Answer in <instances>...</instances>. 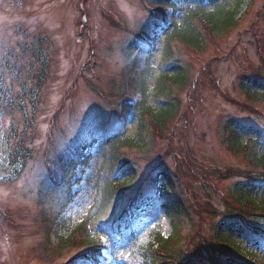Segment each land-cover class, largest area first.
<instances>
[{
    "label": "rangeland",
    "instance_id": "obj_1",
    "mask_svg": "<svg viewBox=\"0 0 264 264\" xmlns=\"http://www.w3.org/2000/svg\"><path fill=\"white\" fill-rule=\"evenodd\" d=\"M154 1L0 0V264H69L89 253L82 247L66 251L53 240L46 245L44 210L58 216L66 194L62 185L64 190L44 184L46 165L66 158L81 144L84 124L97 114L107 115V129L115 127L113 111L123 98L118 90L135 54L130 43L155 18L148 6ZM250 2L242 8L235 30L218 37L208 33L204 52L180 46L178 58L188 68L189 79L176 91L181 112L163 134L154 130L156 139L144 154L129 153L139 163L142 180L154 179L159 168L174 170L189 201L205 212L201 219L194 215L193 231L191 225L185 227L186 244L197 234L214 236L213 226L221 218L212 214L231 202L229 192L240 180L237 174L254 171L249 152L228 149L226 124L234 121L264 134V99L254 103L239 87L244 77L264 83V48L258 43L264 19L259 27L255 22L264 0H254L246 12ZM158 47L162 52L163 43ZM160 62L161 53L154 65ZM160 71L157 68L155 76ZM34 95L39 99L36 108ZM130 128L133 135L136 125ZM95 158L96 168L101 158ZM77 174L70 185L73 203L58 219L73 223L71 229L86 219L96 196L87 173ZM144 187L145 194L153 190ZM130 220L135 235L120 245L113 264H143L141 248L152 242L155 232L166 238L173 231L156 209L135 210Z\"/></svg>",
    "mask_w": 264,
    "mask_h": 264
},
{
    "label": "trees",
    "instance_id": "obj_2",
    "mask_svg": "<svg viewBox=\"0 0 264 264\" xmlns=\"http://www.w3.org/2000/svg\"><path fill=\"white\" fill-rule=\"evenodd\" d=\"M246 2L247 0H155L151 4L156 17L143 25L137 39L130 43L131 54L135 53L134 64L129 68L128 78H125L118 90L123 98L113 111L115 127L107 129V115L102 112L97 114L88 124H84V141L66 154V158L63 155L57 162L54 160L46 165L44 184L51 189L61 188L59 186L62 185L66 191L58 216L52 217V214L44 210L42 223L48 238L47 246L49 240H53L57 241L58 248L66 251L81 247L89 249V253L85 254L92 255L94 264H101V247L111 246L116 251L119 245H126L133 237L128 223L130 209L144 208L163 211L173 231L166 238L160 232H155L152 242L141 248L143 264H196L198 261L218 259H227L229 264H264L263 133L245 125L240 126L234 121L226 124L227 135L224 141L228 149L236 154L249 152L254 171L237 174L240 180L235 182L229 192L231 202L225 201L224 210H216L212 214L221 218L213 226L214 236L204 238L197 234L196 239L189 244H186L187 235L184 230L188 225L193 227L195 214L200 219L203 218L205 212L197 208L201 206L192 205L184 193L188 190L181 186L179 175L174 170L171 172L168 168H159L154 179L142 180L139 163L129 156L132 151L144 154L142 152L156 139L154 130L163 134L181 112V100L177 99L176 91L186 87L189 79L188 68L178 58L180 46L204 52L207 36H225L238 27L242 18L241 10ZM253 4L254 0H251L245 11L248 12ZM259 11L263 14L257 15V27L260 26L259 19H264V8ZM260 38L258 43L264 48V34ZM160 43H163L162 52L158 47ZM160 53L158 69L161 71L155 76L154 62ZM239 87L248 100L254 103L263 101L264 83L244 77ZM36 97L34 95V99ZM38 100L36 99L34 107ZM240 104V108L252 111L244 103ZM252 113L258 112L253 110ZM133 124L136 125V130L130 135ZM246 137L249 138L244 140ZM99 142L102 144L97 156L101 158V164L96 170L93 166L96 158L92 155V148ZM26 159L27 155L23 156V169ZM80 170L87 173L88 185L95 190L96 196L86 219L71 229L73 223H58V219L73 203L70 185L75 182ZM89 170L92 172L90 175L87 172ZM232 173L233 176L236 175L235 171ZM116 176L121 178H115ZM221 178L227 179L223 175ZM146 185L153 187L149 194L144 193ZM48 191L46 189V196L49 195ZM129 195L131 198L128 199ZM126 204H129L127 209L122 206ZM92 224L94 228H91ZM94 230L108 236L106 242H102ZM117 235H120L119 240L116 239ZM91 247L96 249L92 251ZM182 247L185 249L182 250ZM68 263L76 264V261Z\"/></svg>",
    "mask_w": 264,
    "mask_h": 264
},
{
    "label": "snow or ice",
    "instance_id": "obj_3",
    "mask_svg": "<svg viewBox=\"0 0 264 264\" xmlns=\"http://www.w3.org/2000/svg\"><path fill=\"white\" fill-rule=\"evenodd\" d=\"M70 147V146H69ZM115 178H121L120 176H116ZM3 179V177H0ZM102 242H104V236L101 237ZM76 264H94V260L91 254H84L80 257H77ZM196 264H229L227 259H218L215 261H198Z\"/></svg>",
    "mask_w": 264,
    "mask_h": 264
}]
</instances>
